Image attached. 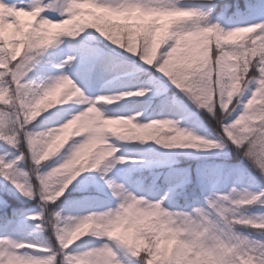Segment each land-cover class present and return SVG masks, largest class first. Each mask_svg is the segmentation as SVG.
<instances>
[{"label":"clouds","instance_id":"9594fccd","mask_svg":"<svg viewBox=\"0 0 264 264\" xmlns=\"http://www.w3.org/2000/svg\"><path fill=\"white\" fill-rule=\"evenodd\" d=\"M214 8L211 0L208 7L198 11L176 3L160 7L156 0H108L107 3L39 0L38 6L32 8L31 17L42 18L35 27L21 31L19 39L9 41L12 52L24 56L21 62L25 68L15 84L10 78L5 82L10 68L6 57L0 54V61H4L0 62V69L4 70L0 73V139L17 150L16 160L30 161L28 169H17L11 174L16 177L13 183L22 196L29 200L38 198L40 211L36 215L46 223L36 228L43 231L51 227L60 245L58 251L86 235L107 239L99 247L64 254L57 261L56 251L36 257L24 250L39 246L28 242L27 237L5 236L0 238V264H124L120 255L123 251L130 252L139 264H264V239L241 231L251 228L264 235V212L250 211L255 203L264 207L261 198L264 192L232 185L227 192L206 196V207L185 211L165 206L166 195L149 199L112 180L108 187L117 199L114 208L72 215L49 207L85 170H100L103 179L117 164L132 159L117 155L119 145L110 138L144 142V137H151L147 140L166 148L204 151L223 149L229 142L240 151L247 144L254 149L256 158L264 161V18L228 27L212 18ZM46 10L55 11L59 18L41 15ZM133 14L141 21L135 37L124 22ZM88 29L132 55L139 54L149 67L155 66L198 109L221 124L223 136L209 138L196 134L171 118L139 122V112L108 116L96 107L98 102L111 104L125 97L143 96L149 91L147 88L97 96L82 112L73 113L63 122L29 128L55 106L83 98L81 88L66 73L63 79L55 77L46 83L22 82L21 78L30 70L27 65L34 59L31 53L65 43V38L74 40ZM157 29L163 32L159 47L169 39L174 41L172 47L181 38L187 44V55L172 73L162 71L156 57H152L151 63L146 59ZM133 48L139 50L132 51ZM26 49L31 51L25 55ZM12 60H16L15 54ZM253 82L251 95L241 100ZM237 104L242 105V111L224 126L222 122L235 111ZM80 136L83 139L76 142L74 138ZM21 142L26 152L20 148ZM248 148L240 151L244 158ZM62 152L59 162L41 170L44 162ZM7 169L0 168V176L7 178ZM258 172L264 179V167H259ZM30 174L36 177L35 185L29 179ZM108 241L114 242L119 251L109 246Z\"/></svg>","mask_w":264,"mask_h":264},{"label":"trees","instance_id":"16d2710c","mask_svg":"<svg viewBox=\"0 0 264 264\" xmlns=\"http://www.w3.org/2000/svg\"><path fill=\"white\" fill-rule=\"evenodd\" d=\"M6 2L19 4L20 0H6ZM24 2L27 4L29 0H24ZM209 2L210 0H180L181 5L197 9L208 7ZM211 2L215 4L212 18L218 19L225 26L236 22H245L252 18H264V0H211ZM226 5L228 6L227 8L225 7ZM68 45L73 51L81 53L87 59L86 69L89 70L87 79L92 89H95L98 85L100 75L103 72L115 69L123 63H129L136 66L138 71L119 78L111 84L118 87H127L129 85L149 83L153 80L157 81L162 86V93L148 98L150 103L148 115L151 113H162L167 110L173 101H176L186 106L193 118L201 121L206 132H210L216 137L220 131L217 120L209 116L203 109H198L189 96L173 85L168 77L157 71L154 66L145 65L140 60L139 55H132L125 49L112 44L95 30L91 29L86 32L84 38H75L69 41ZM57 52L58 48L55 45L43 50H34L31 53L34 59L27 65L30 70L21 78V81L42 82L46 71L45 66L53 60ZM9 78L6 74L5 82ZM247 91L243 92L241 99L246 95ZM142 99L138 98L129 104H115L110 109L111 111L128 113L136 106L137 101ZM239 108L240 105L237 104L235 110ZM49 112L50 110L28 127L34 129L38 122L46 120L45 116ZM217 113H219V108H217ZM231 116L232 114L226 118L225 122L231 120ZM253 123L258 124L259 121H254ZM128 144L130 150L144 152L145 154H155L159 158L165 159L167 164L147 168L127 163L118 168L119 172L126 176L127 182L133 188L139 189V193L141 191H150L153 193L152 195L159 192L169 194L170 202L174 208L188 211L197 206L206 207L204 193L207 176L217 182L215 189L211 193L221 192V187L232 173H236L242 180L251 181L256 185H264V179L261 178L258 170L230 142L221 149V153L216 157L210 154H193L184 151L180 147L166 148L147 139L144 142L128 141ZM20 148L25 152L27 151L24 149L23 142H21ZM0 153H5L13 159L18 154L15 148L9 147L4 142H0ZM50 162L51 160L44 162L41 170H45ZM29 167L30 161L25 160L20 162L18 167H10L7 171L11 175L17 169H28ZM234 170H239V173ZM101 175L97 171L77 180L69 185L64 194L49 207L60 209L63 212L68 206L79 203L85 197L105 195L103 186L102 189L94 186L95 182L103 184ZM29 179L32 184L35 185L37 183L34 175L30 174ZM37 199H24L3 176H0V227L7 225L11 221H16L36 228V224L40 223V221L23 218V215L28 209L40 211ZM201 202L202 204H200ZM259 206V204H253L250 207V211L258 213L260 209L264 210V207L260 206L261 208H259ZM43 223H46V221H43ZM38 230L42 234V240L49 242L55 247L56 238L52 233L51 227L49 226L43 231ZM241 231L257 239H264V235L251 228H242ZM134 259L135 263L139 264L138 259L135 257Z\"/></svg>","mask_w":264,"mask_h":264},{"label":"rangeland","instance_id":"374dc122","mask_svg":"<svg viewBox=\"0 0 264 264\" xmlns=\"http://www.w3.org/2000/svg\"><path fill=\"white\" fill-rule=\"evenodd\" d=\"M18 6H20V2L19 4H17ZM47 12H43L41 15H46L49 18H59L57 13L55 11H48ZM21 20L25 23V26H27L28 22H30L32 20L31 17H21ZM256 19H251L248 20L246 22H239V23H234L232 25H228V27L231 26H235L238 24H246V23H250L255 21ZM91 29L85 30V33H82L79 37L77 38H84L86 32H89ZM69 39L65 38V43L62 44H58L55 45L58 48V52L57 55L53 58V60L47 64L45 66L46 71L44 72V79L42 81V83H46L50 80H52L53 78L57 77L61 72L66 73L67 75H69L73 81L76 83V85L78 87L81 88L82 93H83V98L79 99V100H72L69 101L67 103H65L64 105H57L55 106L53 109H50V113L46 116L49 117L50 114L52 112L58 111V110H63V109H68L69 112L71 113H78L81 110L85 109L88 106V101L89 98H94L98 95L101 94H106V95H110L116 92H120V91H129V90H135L139 87H150L151 88V92H147L145 93L143 96H130V97H125L122 100L116 101L114 103L111 104H126L129 103L133 100H135V98H144L143 100H141L134 109H132L129 113H119V112H110V110L108 109V106H110V104H106L104 102H98L96 104V107L102 109L104 111V113L108 116H115V115H131L133 113L139 112L141 113L140 116L137 117V121L139 122H147L153 119H164V116H167L168 118H171L173 120H178L179 121V126L184 127V128H188L191 129L192 131H194L196 134L199 135H203L206 137H214L213 134H211L210 132H206L203 124L201 123V121L195 119L192 117L191 112L189 111V109L176 102L173 101L171 103V105L167 108V110H165L163 113H152L150 115H147L149 109H150V103L148 98L151 96H157L159 94L162 93V86L159 85V83L157 81H151L147 84H141V85H129L128 87L125 88H119L116 86H111L109 85V83L112 80L117 79L118 77H122L124 75L127 74H133L137 71V68L129 63H123L119 66H117L114 70L105 72L101 75V77L99 78V84L97 86V88L95 89V91H92L89 88V83L87 81V75H88V71L85 69V67L87 66V59L81 55V53H77L75 51H73V49L68 45ZM174 44V41L172 39H169L166 43V45L161 48V51L167 50L169 48V46H172ZM69 55H74L76 57L75 61H73V63L71 65L65 64L63 65L62 68H58L56 67V65L61 64V62L64 60V58L66 56ZM157 58L159 56V49H157ZM145 64V63H144ZM147 65V64H146ZM250 95V92L247 91L246 95L241 99V100H246ZM240 105V104H239ZM241 111V105L240 108L235 110L231 116V120ZM67 118V116H65V119ZM59 121L52 119H46L43 123L42 122H38L36 124V126L34 127V129H39L42 127H49L55 123H58ZM76 140H80L83 139V136L80 137H76L74 138ZM113 139V141L119 145V151L117 152V155H124L127 157H131L132 159H128L126 161H124L122 164H117L115 167H113L106 175H104L103 178V184H99V183H94V186L102 189H105V195L103 196H99V197H85L83 198L79 203L75 204V205H71L68 206L63 213L64 214H72V215H82L88 211H104L108 208H114L117 204V199L115 197L112 196L111 192H109V190L107 189V186L105 185L104 181L105 179H111L117 182H122L128 189L132 190L133 187L131 184H129L127 182V178L124 174L120 173L118 168L124 164L127 163H132V164H137L139 166L142 167H157V166H163L167 164V161L165 159H161L159 158L157 155L155 154H145L144 152H138V151H132L129 149V144L128 141L127 142H121V141H116L114 138H110ZM184 151L186 152H191L193 154H210L212 156H218L221 153V149H212V150H199V149H192V148H182ZM0 156H3V158L5 160L11 161L13 160V158L9 157L7 154L5 153H0ZM197 156V155H196ZM63 158V152L58 155L57 157H54L51 162L47 165V167L45 168L48 169L50 167H52L55 163L59 162L61 159ZM100 172V170H85L84 172H82L79 176L76 177L75 180H73V183H75L77 180L88 176L94 172ZM206 186H205V193L204 196H208L209 194H211V192L215 189L217 182H215L210 176H207L206 178ZM70 184V185H71ZM232 185H235L237 187H245L248 188L250 191L253 192H259V190L261 188H264V185H256L251 181H245L242 180V178H240L236 173H232L228 180L226 181V183L221 187V193L222 192H227L229 187H231ZM19 193V192H18ZM137 194L139 195L140 193L137 192ZM19 195H21L19 193ZM162 195H166V202H165V206L170 207V208H174L173 205L170 202V197L169 194L164 193V192H159L157 194L151 195L149 196V199H157ZM22 196V195H21ZM24 199L29 200L28 198L22 196ZM263 199V197H261ZM202 204V202L200 203ZM258 204V203H255ZM259 208H261L259 206ZM39 212L37 209H28L25 213L23 218H27L30 214ZM264 212L263 209H260V211L258 213H262ZM4 235H8L11 237H15V238H29L32 240H37L40 241L42 240V234L40 233V231L34 227L31 226H27V225H23L21 223H17V222H10L7 226L0 228V236H4ZM107 238L105 237H101V238H96L93 237L91 235H86L84 237H81L79 240H77L76 242H74L73 245L70 246L69 251L71 252H76V251H83L85 249H90V248H95V247H99L103 242H105ZM109 244H111L114 249L119 251V247L116 246L114 244V242L108 241ZM26 251H31V250H27ZM122 260L124 261V264H137L135 263V259L134 257L131 255L130 252L127 251H123L120 253Z\"/></svg>","mask_w":264,"mask_h":264},{"label":"snow or ice","instance_id":"6c2138e0","mask_svg":"<svg viewBox=\"0 0 264 264\" xmlns=\"http://www.w3.org/2000/svg\"><path fill=\"white\" fill-rule=\"evenodd\" d=\"M96 2L97 3H107L108 0H96ZM174 3L180 4V0H156V4L160 7L172 6ZM38 4H39V0H29V3H27V4H25L24 0H20V6H18L16 3H7L6 0H0V10H2V11H0V54H2L4 57H6V62L9 64V68H10V71H8L6 74L10 77L13 84H15V82L20 79V76L22 74V70H24V68H25V64L21 62V61H23L24 56H22L19 52H16V53L12 52V50H11L12 45L9 43V41H11L13 39H19L21 31H27L29 28L36 26L37 21H39L42 17H36L34 20L31 17L30 13H31L32 8L37 7ZM196 10L198 11V9H196ZM25 16L32 18V20L30 22H28L27 26H25V23L21 20V17H25ZM124 22L128 25L130 31H132L133 36L134 37L137 36L138 35L137 26L141 23V21L136 17V15L133 14L132 16L127 18ZM161 23H164V21L162 20ZM162 36H163L162 30L157 29L156 32L154 33L153 37H152L151 52H150L149 56L146 57V59H148L149 62L151 63L152 57L157 58L156 53H157V49H159V56L157 58V63L160 64V68L162 71H167L169 73H172V71L178 66V64L187 55V44L185 43L184 38H181L180 40H177L175 42V47L169 46V48H171L170 52H169V48L167 50L161 51V47H159V45L162 42ZM43 49H46V48H42L40 50H43ZM27 51H31V49H26L25 55H26ZM132 51H137V49L133 48ZM213 52H215V45H213ZM14 54L16 55V60H12V56ZM69 56H71L72 59H68ZM69 56H66L64 58V60L67 61L66 63L58 64V65H56V67L62 68L63 65H65V64L71 65L73 63V61H75L76 57L74 55H69ZM165 56L167 57L166 60L163 59ZM161 60H163V63H160ZM0 62H4V61H0ZM253 71H254V69H253ZM0 73H4V70L0 69ZM63 74L64 73L61 72L56 78L63 79ZM254 87H255V83L253 82L251 84V87H249V89H248V91L250 92V95H251V89H253ZM139 88H147L149 90L148 92H151L150 87H143L142 86ZM105 95L106 94H101L98 96L102 97ZM94 98L89 99L88 106H89V103L91 102V99H94ZM0 107H2V106H0ZM82 111L83 110H81L80 112H82ZM241 111H242V105H241ZM72 114L73 113L69 112L68 109H63V110H58V111L52 112L50 114V116L47 117L46 119H49V120L55 119V120L59 121L58 123H60V122H63V120L65 119V116H67V118H68ZM86 115L87 114H85V117H86ZM140 115H141V113H140ZM164 117H165L164 119H153V120H167L168 119L167 116H164ZM229 121H231V120H229ZM229 121L225 122V120H224L222 122V124L224 126H227ZM43 122L44 121H42V123ZM219 127H220V131L217 133V135L223 136V130H222L220 123H219ZM253 130H255V129H253ZM209 138H215V137H209ZM144 139H151V137H144ZM225 139H227V138L225 137ZM0 142H4L9 147L14 148L12 146V144L8 143L4 139H0ZM76 142H79V140H77ZM245 148H248L247 144L243 145L241 147L240 151H244ZM246 155H247L246 159L252 164V166L254 168H256L258 170L259 167H264V161L256 158V153H255L253 148H248ZM20 162H22V161L16 160L15 157L13 160L8 161V160H5L3 158V156H0V168H10L13 166L18 167ZM234 171L239 173V170H234ZM3 177L5 180L8 181L9 184H11L20 193L17 186L13 183V180L16 179L15 176H12L9 174V176L7 178L5 176H3ZM104 183L107 186V189L109 190L108 186L112 183V180L111 179H105ZM131 191L137 193L139 191V189L133 188ZM259 191L264 192V188H261ZM152 194L153 193H151L150 191H141L139 195H144L146 197H149ZM165 202H166V200H165ZM27 218L31 219V220H35V221H40V223H37L36 226L41 225V227H42L44 224L43 218L38 217L36 215V213L30 214ZM5 236H8V235L0 236V238L5 237ZM9 237H11V236H9ZM28 242H35L39 245L36 248L27 249V250H31L28 252H30L33 256H36V257L49 256L53 251H56L57 252V261H59L64 254L72 253L71 251H69V248L71 245L67 249H63L62 251H58V249H60V245L57 241H56L55 247H53L49 242L43 241V240L37 241V240L29 239ZM109 246H111V244H109ZM24 250H26V249H24Z\"/></svg>","mask_w":264,"mask_h":264}]
</instances>
